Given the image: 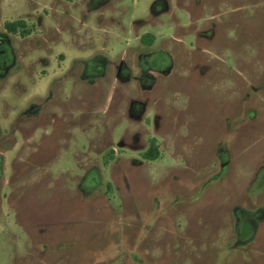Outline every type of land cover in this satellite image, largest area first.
Returning a JSON list of instances; mask_svg holds the SVG:
<instances>
[{"label": "rangeland", "instance_id": "obj_1", "mask_svg": "<svg viewBox=\"0 0 264 264\" xmlns=\"http://www.w3.org/2000/svg\"><path fill=\"white\" fill-rule=\"evenodd\" d=\"M83 1L0 0V264H264V0Z\"/></svg>", "mask_w": 264, "mask_h": 264}, {"label": "flooded vegetation", "instance_id": "obj_2", "mask_svg": "<svg viewBox=\"0 0 264 264\" xmlns=\"http://www.w3.org/2000/svg\"><path fill=\"white\" fill-rule=\"evenodd\" d=\"M114 2H115V4H113V6L115 5L114 7H116V10H118L119 8L120 9L124 8L125 10H127V8H129V9L131 8L132 11L137 10V6L135 5V0H113V3ZM110 3H111V0H84L83 6L81 7V9L83 12L85 11L87 13L99 12V11H102V10H105L106 8H108ZM143 3L145 4V6L140 7L139 11L141 12V14H145V17H140V16L136 17L135 16L132 20H129V21H119L120 26L124 25V28H130V27H138L140 25L142 26L145 24L148 26L151 23L150 26L152 28V27H154V25L160 24L161 23L160 21L157 22L156 24H154L155 22L152 20L154 18H156L157 16L165 13V0H145V1H143ZM149 18H151L152 20L151 19L148 20ZM106 21L107 20H104L102 16H99L98 20L95 23L97 25H105ZM111 22H113V21H110L109 23H111ZM80 23H82V22H80ZM153 36H154V32L152 29L143 32V34L140 36V39H139L140 44L143 46L152 45ZM72 44H71V46L74 45V44L73 45ZM135 55H136V58L134 59L135 66H136L135 68H130L129 65L125 64L123 58L120 57V60H119L118 64L116 65L115 76H117V77H123V76L124 77H127V76L137 77V76H139V72L142 70V68H137V67H138V64H141L142 58L143 59H152L150 63L147 62L148 66H149L148 69L153 68L154 70H156V69L163 68V64L165 62V50H163V49H156L155 51H152V52H148V53L142 52V53L135 54ZM91 60L100 61L102 63L103 57L96 56V57L88 59V61L86 60L85 66H87V64H88L87 62H89ZM101 63H95L92 66L94 71L96 72V74H100V72L102 70V64ZM85 66L82 69V72H86ZM141 66L143 67L142 64H141ZM104 71H105V69H104ZM49 92H51V91L49 90ZM50 94H52V93H50ZM47 98H50V97H47ZM29 108L30 107H28L27 109H29ZM152 142H153V140H151L149 142L148 146L146 147V149L143 152L146 153V152L150 151V146H151ZM237 217H238V220L242 223L241 229L239 227V230H240L239 234L241 235V231L248 230L247 226L249 224H251V220H249L247 217H245V215L243 214L242 211H238Z\"/></svg>", "mask_w": 264, "mask_h": 264}, {"label": "trees", "instance_id": "obj_3", "mask_svg": "<svg viewBox=\"0 0 264 264\" xmlns=\"http://www.w3.org/2000/svg\"><path fill=\"white\" fill-rule=\"evenodd\" d=\"M22 23L20 20L6 21L4 27L10 32H15L19 25H23ZM25 33L27 32L23 30L22 34L24 35ZM8 50L9 48L5 41L0 42V56L5 58L8 55ZM145 155L147 158H155L157 156V149L153 142L151 143L150 151L146 152Z\"/></svg>", "mask_w": 264, "mask_h": 264}]
</instances>
